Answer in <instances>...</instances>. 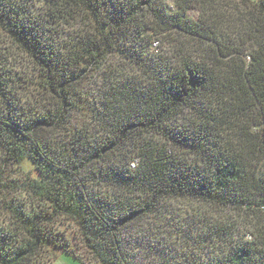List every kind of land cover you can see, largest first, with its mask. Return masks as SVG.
Listing matches in <instances>:
<instances>
[{
    "label": "trees",
    "instance_id": "16d2710c",
    "mask_svg": "<svg viewBox=\"0 0 264 264\" xmlns=\"http://www.w3.org/2000/svg\"><path fill=\"white\" fill-rule=\"evenodd\" d=\"M2 41L0 264H264V0H0Z\"/></svg>",
    "mask_w": 264,
    "mask_h": 264
},
{
    "label": "rangeland",
    "instance_id": "374dc122",
    "mask_svg": "<svg viewBox=\"0 0 264 264\" xmlns=\"http://www.w3.org/2000/svg\"><path fill=\"white\" fill-rule=\"evenodd\" d=\"M188 14L194 18H198L199 17V11L196 8H191L188 11ZM4 40V39H2ZM0 48L6 51L11 50L8 42H0ZM169 48V44L167 43V38L162 37L160 40H156L151 49L153 50H160V52L166 54L167 49ZM13 56H11L12 58H10L11 60V66L14 67H18V71L20 74L24 75V79L29 81V78L27 76V72L29 73V75L31 74V77L33 75V77L35 76V74H37L36 69L30 65V63H28L27 58L24 57V55H22L21 53H19L17 50L13 49ZM10 63V62H9ZM26 72L25 74L22 73ZM88 83L87 87H90V90H95L97 91L100 88L101 85V78L98 75H95L93 78H91L90 80L87 79ZM19 92L21 93V97L22 102L24 103L25 106H39L42 102L40 100V93L38 94V90L36 88V86L34 84H30L29 82L23 81L20 83V86L18 87ZM75 120L79 123L81 121V115L78 114H74ZM5 180H11V179H19L22 180L24 179L26 176H37L38 172L37 170L34 168V165L29 161V160H25L24 163L22 164V166L20 168H17L16 166H9L5 169ZM13 195H17V196H22V192L21 191H17L15 193L10 192L9 197H12ZM173 204V208L177 209L180 213H185L188 209H190L191 207H198L199 203L196 202H190V201H174L172 202ZM1 212V210H0ZM2 214H0L1 216ZM232 215V214H231ZM241 218L239 217V215L237 213L233 214V220L236 221ZM77 252L81 255H83L84 259L78 258L76 256H74L73 254H71L70 252H67L65 250H55L52 253V259L51 261H49L46 264H96L94 263L92 260H90L89 255L87 254V252L85 251V249L83 247H80L79 249H77Z\"/></svg>",
    "mask_w": 264,
    "mask_h": 264
}]
</instances>
